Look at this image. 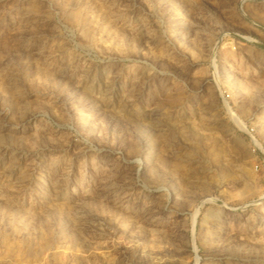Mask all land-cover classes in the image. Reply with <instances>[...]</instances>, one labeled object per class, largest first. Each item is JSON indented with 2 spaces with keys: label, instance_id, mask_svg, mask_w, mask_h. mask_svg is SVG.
<instances>
[{
  "label": "rangeland",
  "instance_id": "obj_1",
  "mask_svg": "<svg viewBox=\"0 0 264 264\" xmlns=\"http://www.w3.org/2000/svg\"><path fill=\"white\" fill-rule=\"evenodd\" d=\"M0 264H264V0H0Z\"/></svg>",
  "mask_w": 264,
  "mask_h": 264
},
{
  "label": "bare ground",
  "instance_id": "obj_2",
  "mask_svg": "<svg viewBox=\"0 0 264 264\" xmlns=\"http://www.w3.org/2000/svg\"><path fill=\"white\" fill-rule=\"evenodd\" d=\"M227 68V67H226ZM230 77H232V76H230ZM147 148V147H146ZM146 148H145V150H146ZM219 227V226H218Z\"/></svg>",
  "mask_w": 264,
  "mask_h": 264
}]
</instances>
